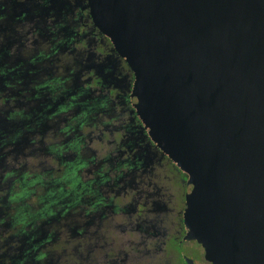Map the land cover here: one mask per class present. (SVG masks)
I'll use <instances>...</instances> for the list:
<instances>
[{
    "label": "flooded vegetation",
    "instance_id": "1",
    "mask_svg": "<svg viewBox=\"0 0 264 264\" xmlns=\"http://www.w3.org/2000/svg\"><path fill=\"white\" fill-rule=\"evenodd\" d=\"M134 85L91 0H0V264H209Z\"/></svg>",
    "mask_w": 264,
    "mask_h": 264
},
{
    "label": "water",
    "instance_id": "2",
    "mask_svg": "<svg viewBox=\"0 0 264 264\" xmlns=\"http://www.w3.org/2000/svg\"><path fill=\"white\" fill-rule=\"evenodd\" d=\"M91 5L153 141L189 176L186 240L209 264H264V0Z\"/></svg>",
    "mask_w": 264,
    "mask_h": 264
},
{
    "label": "rangeland",
    "instance_id": "3",
    "mask_svg": "<svg viewBox=\"0 0 264 264\" xmlns=\"http://www.w3.org/2000/svg\"><path fill=\"white\" fill-rule=\"evenodd\" d=\"M202 264H205V263H204V261H203V263H202Z\"/></svg>",
    "mask_w": 264,
    "mask_h": 264
}]
</instances>
